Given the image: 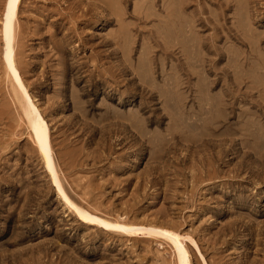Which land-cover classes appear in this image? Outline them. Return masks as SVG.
<instances>
[{"label":"rangeland","instance_id":"374dc122","mask_svg":"<svg viewBox=\"0 0 264 264\" xmlns=\"http://www.w3.org/2000/svg\"><path fill=\"white\" fill-rule=\"evenodd\" d=\"M94 1L21 0L22 119L0 0V264H177L164 237L129 236L118 217L176 235L188 264H264V0H193L184 23L212 15L247 42L211 26L209 45L195 39L182 62L158 9L168 0ZM33 117L49 131L63 194L29 138Z\"/></svg>","mask_w":264,"mask_h":264},{"label":"bare ground","instance_id":"6f19581e","mask_svg":"<svg viewBox=\"0 0 264 264\" xmlns=\"http://www.w3.org/2000/svg\"><path fill=\"white\" fill-rule=\"evenodd\" d=\"M5 2H4V12H3V20H2V25H1V39H2V41H3V51H2V62H3V65H4V68H5V73H6V77L8 78V80H9V82L11 83L10 85L12 86V92L14 93V97L16 98V102H18L19 104H20V109H21V114H22V119L24 118V117H26V118H28V115H29V109H28V107L26 106V103H25V100L23 99V97L21 96V93H20V90H22V82H21V78H20V73H19V68H18V66H17V64H16V60H15V57H16V54H15V51H14V20H15V18H16V16H17V11H18V8H19V6H20V2H21V0H15V2L14 3H10L9 2V0H4ZM89 1V0H88ZM92 1V0H91ZM96 1V0H95ZM95 1L93 2V3H95ZM97 1H99L100 3H101V7H102V1L101 0H97ZM96 1V2H97ZM123 1V3H128V0H122ZM167 1V0H166ZM180 1V0H179ZM193 0H182V2H181V7H180V5H178V4H176V3H174V0H168L167 2L168 3H166V4H164L163 3V5L159 8V4H157V6H158V9L160 10V14H163L164 16H163V18H165V19H167V22H169L170 24H172V26H171V28H173L174 29V32H173V30H172V35H173V38L172 39H174V42L173 43H175V41H176V43L177 44H179L178 46H180V44H181V46L180 47H177L175 50H173L172 52H170V55L172 54V56L174 55V54H176L175 56L177 57V55H180L181 57H182V59H181V62L183 61V59H184V61L185 60H188L187 58H188V51L189 50H192V49H194L195 48V46L193 45V44H191V43H193V41L195 40V39H197L198 38V40H204V43H207L208 42V40L205 42V40H206V37L205 36H202L201 34H204V32H206L207 30H209L210 28L209 27H211L212 26V30H214V33H215V36H216V38H219V35H221V34H223V32H225V33H227L229 36H227V37H229L232 41H234L235 43H237V44H240V45H242L243 43H245V41L247 42V37H245L244 35H243V32H241V30H239L240 28L239 27H241V26H239V27H237L238 25H236L235 23V25H236V28H235V30H233V25H232V27L233 28H228V29H224L223 28V25H222V28H219L220 27V25L218 24V22H220V21H218L217 22V18L216 19H209L210 17H212V15H211V13H209V15H211L209 18H206V19H201L199 16H197V18H196V20L195 21H193L194 20V18H192V17H190V16H188L187 15V17H190L191 19H193V20H191V23H184V22H186V21H184L183 22V18L180 16V14H185L186 12H187V10H188V7H189V4L192 2ZM98 2V3H99ZM99 3V4H100ZM110 3V2H109ZM89 4H90V2H89ZM92 4V3H91ZM230 4H231V2L229 1V0H225V2H224V4H223V6H225L226 8H230ZM88 5V4H87ZM98 5V4H97ZM175 5H176V7H175ZM89 6V5H88ZM105 6V3H104V5H103V7ZM108 6H109V4H108ZM156 6V5H155ZM90 7H92L93 8V4H92V6L90 5ZM96 7V6H95ZM101 7H99L100 9H101ZM112 7V6H111ZM141 7V6H140ZM106 8V7H105ZM156 8V7H155ZM94 9V8H93ZM96 9V8H95ZM103 9V8H102ZM101 9V10H102ZM109 9V8H108ZM201 9V8H200ZM199 9V10H200ZM97 10V9H96ZM105 10V9H104ZM111 10H113V8L111 9ZM103 11V10H102ZM115 11V10H114ZM114 11H112V13L114 12ZM106 12H108V11H106ZM139 12V11H138ZM141 12V11H140ZM147 12V11H146ZM146 12H144V19L145 18H147V17H149V15L148 14H145ZM208 12V11H207ZM93 13V12H92ZM91 13V14H92ZM97 13V12H96ZM108 13H111V12H108ZM107 13V17H109L110 18V15L111 14H108ZM148 13V12H147ZM195 13V11H193L192 10V12L190 13V14H194ZM94 14V13H93ZM114 14L116 15V17H115V20L117 21V22H119L120 21V18H119V15L120 14H118L117 13V11L116 12H114ZM95 15V14H94ZM140 15H141V13H140ZM186 15V14H185ZM184 15V16H185ZM194 15H196V14H194ZM92 16V15H91ZM112 16V15H111ZM123 16V15H122ZM124 16H125V14H124ZM183 16V15H182ZM93 17V16H92ZM106 17V18H107ZM113 17V16H112ZM111 17V19H113ZM139 17H141V16H139ZM151 17V16H150ZM153 17V16H152ZM195 17V16H194ZM198 17L200 18V19H198ZM138 18V17H137ZM142 18H143V16L141 17V20H142ZM160 18V17H159ZM159 18H157V19H159ZM122 19V18H121ZM161 19V18H160ZM165 19L163 20V19H161V20H163V21H165ZM186 19V18H185ZM184 19V20H185ZM198 19V20H197ZM88 20V19H87ZM114 20V19H113ZM113 20H111V21H113ZM135 20V19H134ZM138 20V19H137ZM147 20H150V19H148L147 18ZM219 20V19H218ZM224 20H226V18H224ZM223 20V21H224ZM237 20V19H236ZM107 21V20H106ZM109 21V20H108ZM111 21H110V23H111ZM121 21H123V20H121ZM145 21H146V19H145ZM116 22V23H117ZM144 22V21H143ZM122 23V22H121ZM142 23V22H141ZM157 23H158V21H157ZM226 23V22H225ZM237 24L239 23L240 24V21H238V22H236ZM119 24V23H118ZM144 24H145V22H144ZM147 24V23H146ZM164 24V23H163ZM170 24H168L169 26H170ZM159 25V24H158ZM161 25V24H160ZM219 25V26H218ZM234 25V26H235ZM125 27V25H123V28ZM164 28H165V26H163ZM163 27H161V28H163ZM239 28V29H238ZM242 28V27H241ZM119 29H120V26H119ZM210 29V30H211ZM164 31V30H163ZM119 32H121V31H119ZM130 32V31H129ZM155 33V32H154ZM154 33H153V35H154ZM168 33V32H167ZM121 34V33H120ZM141 34V33H140ZM162 34V33H161ZM169 34V33H168ZM230 34H232V35H230ZM115 35H116V33H115ZM126 35L127 34H125L124 35V39L126 40ZM129 35H130V33H129ZM155 35H157V34H155ZM169 35H171V34H169ZM122 36V35H121ZM121 36H120V38H121ZM112 37V36H111ZM115 36L113 35V38H114ZM128 37V36H127ZM154 37V36H153ZM156 37H159V39L157 40V38L155 39L154 38V40L155 41H158L157 43H155V44H158V45H160V46H162L161 45V42L164 44L165 43V37L164 36H160V33H159V36H156ZM214 37V36H213ZM226 37V36H225ZM116 38V37H115ZM114 38V39H115ZM170 38V37H169ZM208 38H210V37H208ZM221 38V37H220ZM223 38V37H222ZM110 39H112V38H110ZM113 39V40H114ZM124 39H122L123 41H125ZM153 39V38H152ZM214 39V38H213ZM213 39H212V41H213ZM116 41H117V39H115ZM119 40V39H118ZM121 40V41H122ZM167 40H168V37H167ZM197 40V41H198ZM222 40V39H221ZM111 41V40H110ZM120 41V40H119ZM211 41V42H212ZM199 42V41H198ZM200 42H202L203 43V41H200ZM200 42H199V44H200ZM210 42V43H211ZM220 42V41H219ZM114 44L113 45H115V42H113ZM117 43H118V41H117ZM121 43V42H120ZM171 43H172V41H171ZM172 43V44H173ZM203 43V44H204ZM215 43H217V41H215ZM249 43V42H248ZM110 44V43H109ZM119 44V43H118ZM170 44V43H169ZM176 44V45H177ZM195 44H198V43H195ZM107 45H108V43H107ZM167 45V44H166ZM205 45V44H204ZM204 45L202 46V44H201V46L200 47H202V49H203V47H204ZM206 45H209L208 43L206 44ZM212 45H213V43H212ZM211 45V46H212ZM119 46V45H118ZM131 46V45H130ZM164 46V45H163ZM162 46V47H163ZM210 46V47H211ZM247 46V45H246ZM248 46H249V44H248ZM161 47V48H162ZM167 46H165L164 48H166ZM213 47H215V46H213ZM250 47H252V46H250ZM249 47V48H250ZM164 48H162L163 50H164ZM212 48V47H211ZM253 48V47H252ZM201 49V48H200ZM205 49H206V47H205ZM207 49H208V47H207ZM210 49V48H209ZM213 49V48H212ZM216 50H214V51H217V53H215V56L216 55H218V56H222L221 55V53L222 52H218V51H220L218 48H215ZM255 49V48H254ZM253 50V49H252ZM250 51V52H253V51ZM202 51V50H201ZM205 50H203V52H204ZM209 50H206L205 51V53L207 52V53H209L208 52ZM223 51V50H222ZM109 52V51H108ZM166 52V51H165ZM255 52V54L256 55H252V56H254L255 57V59H258V60H260V58H259V56H258V53H256V51H254ZM113 53H115V52H113ZM204 53V54H205ZM212 53L214 54V52L212 51ZM224 54V53H223ZM251 54H253V53H251ZM190 55H192V54H190ZM209 55V54H208ZM207 54H205V56H208ZM210 55H212V54H210ZM209 55V56H210ZM110 56H112V55H110ZM118 56V55H117ZM117 56H115V57H117ZM180 56L177 58V59H179L180 58ZM224 56V55H223ZM223 56L221 57V58H223ZM217 57V56H216ZM238 57V56H237ZM190 58V57H189ZM190 59H192V58H190ZM245 59V58H244ZM207 60H209V59H206V62H207ZM233 60H234V58H233ZM247 60V59H246ZM188 61H190V60H188ZM203 61V57H202V60H201V62ZM212 61V60H211ZM221 61V60H220ZM219 61V62H220ZM235 61H238L239 63H240V65H242V63H241V61H240V58H239V60H237V59H235ZM181 62H180V64H181ZM205 62V61H204ZM214 62V61H213ZM187 62H184L183 64H186ZM231 63H233V62H231ZM247 63H248V61H247ZM205 64V63H204ZM235 64V63H234ZM202 65V64H201ZM214 65V64H213ZM130 66V65H129ZM186 66H187V64H186ZM212 66V65H211ZM189 69H190V67L189 66H187ZM204 67H205V65H204ZM216 67V66H215ZM182 68H185V67H182ZM187 68V69H188ZM199 68V67H198ZM212 68V67H211ZM233 68H234V66H233ZM236 68V67H235ZM128 69H130V68H128ZM186 69V68H185ZM188 69V70H189ZM191 69H192V67H191ZM131 70V69H130ZM184 70V69H183ZM215 70V69H214ZM187 71V70H186ZM258 71V70H257ZM188 72V71H187ZM217 81V80H216ZM219 82H220V80H219ZM217 83V82H216ZM176 86L178 85L177 83L175 84ZM180 85V84H179ZM178 85V86H179ZM176 88H178V87H176ZM238 88V87H237ZM26 98L28 99V97L26 96ZM236 98V97H235ZM234 98V99H235ZM18 104V105H19ZM36 109H35V107H32V110L31 111H35ZM199 113V112H198ZM227 113V112H226ZM31 115V114H30ZM21 116V115H20ZM27 131H28V133H29V138H30V140H31V142H32V144L34 145V147H35V149H36V151H37V153H38V155H39V157L41 158V161L43 162V165H44V168H45V171H46V173H47V175H48V177H49V180H50V182H51V184L54 186V187H56V189H57V191H58V193H60V194H63L62 193V189H61V185H60V180H59V177H58V174H57V171H56V165H55V161H54V158H53V151H52V147H51V142H50V137H49V131H48V129H47V126L44 124V122H43V119H41L40 121L39 120H36L34 117L33 118H31V119H29L28 120V122H27ZM63 199L64 200H67L64 196H63ZM84 220L85 221H87V222H90V223H94L95 222V220H89V219H86V218H84ZM117 220H120V221H122V222H118L117 224H116V227H117V229L118 230H120L121 232H123V233H125V234H127V235H129V236H134V235H136V236H140V237H142V238H146V237H155L156 236V233H158V234H160L162 237H164L165 238V241H166V243L168 244V245H172L173 247H171V249H172V251H173V254H174V257L176 258L175 260H176V262H177V264H188L189 263V260H188V256H187V253H186V251H185V249H184V247H183V245H182V243H181V241L179 240V238L176 236V235H171V234H167V233H163V232H160V231H155V230H152V229H147V228H145L144 226H140V225H135L134 223H131V222H127V221H125L123 218H121V217H118L117 218Z\"/></svg>","mask_w":264,"mask_h":264},{"label":"snow or ice","instance_id":"6c2138e0","mask_svg":"<svg viewBox=\"0 0 264 264\" xmlns=\"http://www.w3.org/2000/svg\"><path fill=\"white\" fill-rule=\"evenodd\" d=\"M9 2H10V3H14V2H15V0H9Z\"/></svg>","mask_w":264,"mask_h":264}]
</instances>
